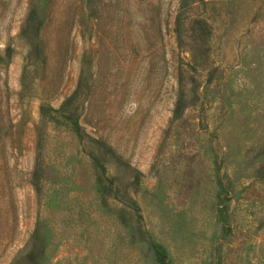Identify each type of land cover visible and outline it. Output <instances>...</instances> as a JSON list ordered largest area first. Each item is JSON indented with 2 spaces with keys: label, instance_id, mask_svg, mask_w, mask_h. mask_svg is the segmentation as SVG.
Segmentation results:
<instances>
[{
  "label": "rangeland",
  "instance_id": "374dc122",
  "mask_svg": "<svg viewBox=\"0 0 264 264\" xmlns=\"http://www.w3.org/2000/svg\"><path fill=\"white\" fill-rule=\"evenodd\" d=\"M1 55L0 264H264V0H0Z\"/></svg>",
  "mask_w": 264,
  "mask_h": 264
},
{
  "label": "trees",
  "instance_id": "16d2710c",
  "mask_svg": "<svg viewBox=\"0 0 264 264\" xmlns=\"http://www.w3.org/2000/svg\"><path fill=\"white\" fill-rule=\"evenodd\" d=\"M37 16H38V13H37V9L34 8L33 11H32V17L28 20L27 24H26V27H25V31L27 33H32L34 34V30L32 28V26H36V24L38 23L37 21ZM11 49L8 48L7 52H6V57L7 59H10V56H11ZM2 55L0 56V61L2 60ZM4 60V59H3ZM75 94L70 97L68 100H66V102L63 104L62 106V111H65V109L72 103V101L75 99ZM50 111V110H49ZM48 110L45 106L42 107V113L44 116H46ZM181 112V106L178 104L177 107H176V111H175V114L176 116H178ZM46 113V114H45ZM76 124V123H75ZM40 168L36 169L35 170V174H34V181H35V184H36V187L37 189L39 190V183H40ZM158 259H159V262L161 264H165L166 262V255L163 253H158Z\"/></svg>",
  "mask_w": 264,
  "mask_h": 264
}]
</instances>
